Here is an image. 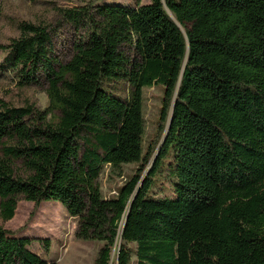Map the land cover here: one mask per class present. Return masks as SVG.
<instances>
[{
	"label": "trees",
	"instance_id": "16d2710c",
	"mask_svg": "<svg viewBox=\"0 0 264 264\" xmlns=\"http://www.w3.org/2000/svg\"><path fill=\"white\" fill-rule=\"evenodd\" d=\"M165 4L60 8L84 30L66 61L43 24L20 22L1 45L0 69L45 85L50 105L0 99V218L22 199L60 202L76 236L101 243L95 264H264V0ZM120 82L127 99L108 89ZM154 85L162 107L146 145ZM129 163L135 173L103 195L105 167ZM32 242L0 225V264H54Z\"/></svg>",
	"mask_w": 264,
	"mask_h": 264
},
{
	"label": "rangeland",
	"instance_id": "374dc122",
	"mask_svg": "<svg viewBox=\"0 0 264 264\" xmlns=\"http://www.w3.org/2000/svg\"><path fill=\"white\" fill-rule=\"evenodd\" d=\"M151 0H0V65L4 57L1 45L18 37L20 22L47 25L53 37V52L63 61L70 58L75 42L83 36L84 30L68 23L60 15L59 9L76 8L87 5L124 4L136 6ZM129 85L120 82L108 89L121 99H127ZM163 88L158 85L144 88L143 113L146 120L145 144L156 138L158 121L162 107ZM0 99L13 106L34 104L45 110L50 101L46 86H25L18 84L17 78L0 69ZM138 164L122 166V175L112 173L105 167L99 178V185L106 197L116 195L117 189L135 173ZM157 196L170 194L166 188L156 187ZM0 225L13 231L16 236L33 239L30 248L54 264H95L101 243L83 240L76 236L77 220L69 215L66 208L57 201H44L40 205L22 199L18 203L15 216ZM49 239L50 247L45 248L42 240Z\"/></svg>",
	"mask_w": 264,
	"mask_h": 264
},
{
	"label": "water",
	"instance_id": "95a60500",
	"mask_svg": "<svg viewBox=\"0 0 264 264\" xmlns=\"http://www.w3.org/2000/svg\"><path fill=\"white\" fill-rule=\"evenodd\" d=\"M163 2H164V4H165V0H163ZM165 8L167 9L168 13H169V14L175 19V17H174L173 14L171 13V11L168 9V7H167L166 4H165ZM175 20H176V19H175ZM176 21H177V20H176ZM173 109H174V104L172 105L171 115H170V119H169V121H168V127H167V130H166V134H167V131H168L169 125H170V123H171V119H172V111H173ZM127 216H128V214H127ZM127 216H126V218H127ZM125 225H126V220L124 221V225H123V227H122V229H121V231H120V234H121V236H120V241H121V238H122V234H123V231H124ZM119 243H120V242H119Z\"/></svg>",
	"mask_w": 264,
	"mask_h": 264
}]
</instances>
